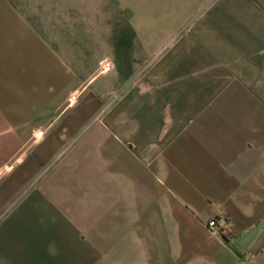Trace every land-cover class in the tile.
<instances>
[{
    "label": "crops",
    "instance_id": "0c3cea01",
    "mask_svg": "<svg viewBox=\"0 0 264 264\" xmlns=\"http://www.w3.org/2000/svg\"><path fill=\"white\" fill-rule=\"evenodd\" d=\"M172 6L0 0V264H264V0Z\"/></svg>",
    "mask_w": 264,
    "mask_h": 264
},
{
    "label": "built area",
    "instance_id": "2783aa9c",
    "mask_svg": "<svg viewBox=\"0 0 264 264\" xmlns=\"http://www.w3.org/2000/svg\"><path fill=\"white\" fill-rule=\"evenodd\" d=\"M226 220L224 217H214L208 221V226L214 228L217 231H222L226 227Z\"/></svg>",
    "mask_w": 264,
    "mask_h": 264
},
{
    "label": "rangeland",
    "instance_id": "374dc122",
    "mask_svg": "<svg viewBox=\"0 0 264 264\" xmlns=\"http://www.w3.org/2000/svg\"><path fill=\"white\" fill-rule=\"evenodd\" d=\"M170 2H172V7L171 9L169 10V13L172 14V13H176V10H175V7L179 8L181 3H185L186 1H189V0H168Z\"/></svg>",
    "mask_w": 264,
    "mask_h": 264
},
{
    "label": "trees",
    "instance_id": "16d2710c",
    "mask_svg": "<svg viewBox=\"0 0 264 264\" xmlns=\"http://www.w3.org/2000/svg\"><path fill=\"white\" fill-rule=\"evenodd\" d=\"M224 240H225V242L228 244V246L232 249V251H233L238 257H241V254H240L239 250H238V249H237L232 243L228 242L227 239L224 238Z\"/></svg>",
    "mask_w": 264,
    "mask_h": 264
}]
</instances>
